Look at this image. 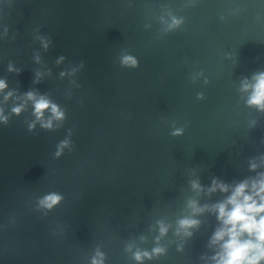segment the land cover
Returning a JSON list of instances; mask_svg holds the SVG:
<instances>
[{
  "label": "water",
  "instance_id": "obj_1",
  "mask_svg": "<svg viewBox=\"0 0 264 264\" xmlns=\"http://www.w3.org/2000/svg\"><path fill=\"white\" fill-rule=\"evenodd\" d=\"M261 72L264 0H0V264H215L213 207L264 174Z\"/></svg>",
  "mask_w": 264,
  "mask_h": 264
},
{
  "label": "clouds",
  "instance_id": "obj_2",
  "mask_svg": "<svg viewBox=\"0 0 264 264\" xmlns=\"http://www.w3.org/2000/svg\"><path fill=\"white\" fill-rule=\"evenodd\" d=\"M180 21L173 19V24L170 27L176 26ZM47 47V44L44 45ZM62 59V58H61ZM121 64L127 67H137L138 62L131 55H124L121 58ZM13 67L9 66V71H14ZM63 75V74H62ZM7 87L4 80H0V91ZM242 90L249 92L248 105L256 106L259 110L264 111V72L254 74L252 82L244 81ZM29 100L34 101V115L40 121L41 127L51 129L53 120H62L64 113L59 110L58 106L51 103L48 99L41 96L36 99L32 92H28ZM11 96V93H8ZM5 97V99L8 98ZM50 109L51 117L47 120L43 119L45 110ZM22 107L13 108L15 114H19ZM0 120L7 123V117L0 114ZM35 127V123L29 125V129ZM182 134V129H176L173 135ZM68 141H61L58 145L56 156L62 154L63 148L68 146ZM256 168L255 164L251 166ZM199 184L193 183V188L199 189ZM219 189L222 192L228 191V186L223 183L213 181V186L210 191ZM62 199L61 196L53 193L47 195L40 201L43 207L51 209ZM194 212H203V208L196 206L195 202L191 203ZM213 210L217 213V219L221 223L214 233L211 244L218 245L220 251L213 257L215 264H261L264 261V174L252 181H244L235 186L228 198L221 203L216 204ZM199 221L192 218H184L178 222V230H184V234L190 236L192 233L188 229L197 226ZM167 232V227L161 224L160 233L164 235ZM130 250V249H129ZM163 248L157 247L152 250V253L136 251L134 259L142 261L147 257L151 259L152 254H162ZM99 258H93L92 264H103V254L97 253Z\"/></svg>",
  "mask_w": 264,
  "mask_h": 264
}]
</instances>
